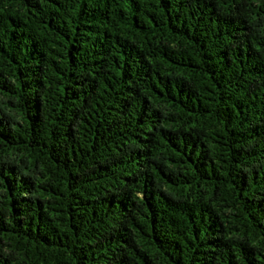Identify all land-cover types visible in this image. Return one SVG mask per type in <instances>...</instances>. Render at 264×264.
I'll list each match as a JSON object with an SVG mask.
<instances>
[{
    "label": "trees",
    "instance_id": "1",
    "mask_svg": "<svg viewBox=\"0 0 264 264\" xmlns=\"http://www.w3.org/2000/svg\"><path fill=\"white\" fill-rule=\"evenodd\" d=\"M0 264H264V0H0Z\"/></svg>",
    "mask_w": 264,
    "mask_h": 264
}]
</instances>
